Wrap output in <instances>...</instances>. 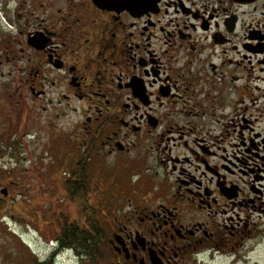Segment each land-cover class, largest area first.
<instances>
[{
	"label": "flooded vegetation",
	"instance_id": "flooded-vegetation-1",
	"mask_svg": "<svg viewBox=\"0 0 264 264\" xmlns=\"http://www.w3.org/2000/svg\"><path fill=\"white\" fill-rule=\"evenodd\" d=\"M262 245L264 0H0L5 260L248 264Z\"/></svg>",
	"mask_w": 264,
	"mask_h": 264
},
{
	"label": "rangeland",
	"instance_id": "rangeland-1",
	"mask_svg": "<svg viewBox=\"0 0 264 264\" xmlns=\"http://www.w3.org/2000/svg\"><path fill=\"white\" fill-rule=\"evenodd\" d=\"M31 165V163H24L22 166H21V169L22 170H25V171H27V169H32L31 170V172H35L36 174L38 173H40L39 171H42L44 168L43 167H41V166H35L34 168H32V166H30ZM11 167H13V166H11ZM15 167V166H14ZM38 171V172H37ZM56 174H57V172H55V175H53L52 177H50V180H48L47 179V177L45 178V177H41V178H35V179H31L29 182H24L25 183V185H27L28 187H26L27 189H29V191H35V192H39V194H41V192L40 191H43L44 190V192L45 191H47V189H51V186L53 185V184H57V180H56ZM23 183V184H24ZM99 182H96L95 180H94V177H92V174L90 173L89 175H88V190L89 191H92V190H94L95 189V185H97ZM97 189V188H96ZM93 193H95L94 191H92ZM96 194V193H95ZM105 195H107V193L105 194ZM91 196V195H90ZM41 197L42 196H39V198L38 199H41ZM96 200H97V198L96 199H94L93 200V202L94 203H96ZM103 200L105 201V202H107L108 203V196H104V198H103ZM39 201H42V200H38V202ZM106 213V211H102V210H99V211H97V212H92V214H89L88 215V220H90V219H93V220H95V217H96V219H104V216L102 215V214H105ZM11 215H13V216H15V214L14 213H12ZM12 226L10 227V229L11 230H13L14 232H18V228L17 227H19V226H17L18 224H16L15 226L13 225V224H11ZM87 227H89V223H88V226ZM30 228V230H31V236H29L28 237V240H30V243L33 245V244H35V245H37L36 243H35V240H34V238H37V233L35 232V231H33V229L31 228V227H29ZM9 234L7 233V241H8V243H9V247H10V249H11V246L10 245H13L14 243H15V246H17V245H19L18 243H17V241L16 240H13L11 237H9L8 236ZM34 246V245H33ZM13 251V250H12ZM6 258V257H5ZM7 260H5L4 258H3V256L2 255H0V264H17V260H16V258L15 257H7L6 258ZM255 262H257L258 264H264V245H262V247H258V248H256L254 251H253V254L252 255H250V257H249V263L248 264H256Z\"/></svg>",
	"mask_w": 264,
	"mask_h": 264
},
{
	"label": "trees",
	"instance_id": "trees-1",
	"mask_svg": "<svg viewBox=\"0 0 264 264\" xmlns=\"http://www.w3.org/2000/svg\"><path fill=\"white\" fill-rule=\"evenodd\" d=\"M91 222H92V228H93V230H95L96 225H95V222L93 221V219H91ZM92 245H93V244H89V240H88V243H87V250H88V251H90L91 248H93ZM90 252H92V250H91Z\"/></svg>",
	"mask_w": 264,
	"mask_h": 264
}]
</instances>
